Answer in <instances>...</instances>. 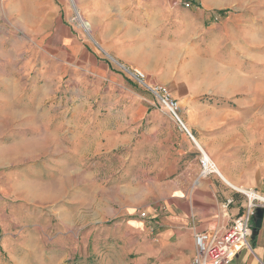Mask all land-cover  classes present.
<instances>
[{"label":"crops","instance_id":"0c3cea01","mask_svg":"<svg viewBox=\"0 0 264 264\" xmlns=\"http://www.w3.org/2000/svg\"><path fill=\"white\" fill-rule=\"evenodd\" d=\"M186 2L191 6L185 8ZM232 2L236 0H77L100 49L145 74L148 85L166 88L180 103V117L192 136L182 132L148 92V97H142L126 89L127 80L108 62L91 65L90 72H100L107 82V95L112 87L115 97L124 98L127 90L134 102L117 105L122 127L132 129L117 143L134 144L123 156L118 173L165 178L162 183L155 179L154 187L143 192L131 185L118 188L122 193L119 215H134L142 200L150 201L145 208L149 226L144 234L155 237L150 250L154 249L152 255L159 263H191L194 234L223 232L245 207L236 187L264 190V73L262 68L254 72L256 60L237 55L239 49H250V41L242 37L230 41V32H251L254 23L251 14L230 12ZM69 30L55 0H0L1 48H13L15 34L23 37L17 46L24 50L42 48L55 36L60 43H76ZM16 65L27 71L34 65L37 72L42 70L39 58L21 57ZM205 95L221 98L227 105H201L198 98ZM30 102L15 106L11 112L12 146L4 161L38 158L44 151L36 153L31 147L34 144L64 143L59 107L46 110L40 101ZM26 113L37 114L40 120L30 122ZM84 128L79 136L85 135ZM142 128L144 132L138 134ZM106 129L97 135L108 136ZM69 135L63 138L69 151L52 155L55 165L62 155L76 162L92 156L91 145L82 143L77 151L74 142L80 138L72 131ZM199 151L214 162L218 176H200ZM76 167L81 169L82 165ZM41 192L44 195L43 189ZM126 222L133 231L139 229L133 226L139 223L135 218ZM249 244L251 249H240L230 264H264V219L260 229H254Z\"/></svg>","mask_w":264,"mask_h":264},{"label":"rangeland","instance_id":"374dc122","mask_svg":"<svg viewBox=\"0 0 264 264\" xmlns=\"http://www.w3.org/2000/svg\"><path fill=\"white\" fill-rule=\"evenodd\" d=\"M55 2L76 43L65 40L60 43L55 36L42 48L24 50L17 46L23 37L15 34L17 37L12 44L17 43L13 48L0 47V264H165L152 255L154 249L150 247L155 237L144 234L149 221L147 216H139L147 211L145 208L150 201L142 200L134 215L118 213L122 198L118 188L131 185L143 192L154 187L155 179H159L156 183H162L165 178L141 173L127 177L123 172L118 173L124 163L123 156L132 151L134 144L117 143V139L132 133L131 128L122 127L117 105L134 102L127 90L124 98L115 97L116 89L112 87L107 95V82L100 72H90L91 65L108 62L112 70L127 80L126 89L142 97L149 94L128 73L137 70L124 66L112 53L100 49V42L90 32L77 0ZM231 4L230 12L251 14L254 23L251 32L243 34L237 29L230 32V41L240 37L250 41V49H239L237 55L256 60L254 72L262 68L264 73V0H236ZM76 10L88 28L80 25ZM219 22L223 26L224 18ZM229 45L231 47V43ZM26 56L29 60L39 58L42 70L37 72L34 65L27 71L16 65ZM32 99L40 101V106L46 110L59 107L64 143L34 144L31 147L36 153L44 151L38 158L4 161L12 146L11 112L16 110L15 106L31 104ZM220 99L205 95L198 101L208 107L226 106L227 102ZM26 115L30 122L40 120L37 114ZM55 115L57 118V113ZM261 115L264 121V113ZM83 126L85 135L79 136ZM118 126L121 128L117 130ZM105 127L110 134L99 137L97 133ZM70 131L81 139L74 142L75 150L82 143L91 145L92 156L87 161L76 162L62 155L59 165H55L52 155L69 151V143L63 138L70 136ZM143 132L144 128L138 134ZM134 135L136 138V133ZM80 165L81 169L76 167ZM132 218L139 222L133 224L139 228L137 231L126 222Z\"/></svg>","mask_w":264,"mask_h":264},{"label":"built area","instance_id":"2783aa9c","mask_svg":"<svg viewBox=\"0 0 264 264\" xmlns=\"http://www.w3.org/2000/svg\"><path fill=\"white\" fill-rule=\"evenodd\" d=\"M70 1L72 2L73 0ZM184 6L188 8L191 3L186 2ZM128 73L137 84L142 86L153 97L156 104L166 112L179 129L192 139L180 117V103L171 97L167 89L162 86L148 85L145 74L140 71H128ZM199 153L200 176H218V170L214 162L202 151H199ZM235 191L245 199L243 211L232 220L223 232L205 231L194 234L195 250L191 264H230L234 261L240 249H251L249 240L253 235L256 210H264V190H239L235 188ZM139 216L145 218L147 214L142 212Z\"/></svg>","mask_w":264,"mask_h":264},{"label":"water","instance_id":"95a60500","mask_svg":"<svg viewBox=\"0 0 264 264\" xmlns=\"http://www.w3.org/2000/svg\"><path fill=\"white\" fill-rule=\"evenodd\" d=\"M263 219H264V210L257 209L254 218V229H260Z\"/></svg>","mask_w":264,"mask_h":264},{"label":"bare ground","instance_id":"6f19581e","mask_svg":"<svg viewBox=\"0 0 264 264\" xmlns=\"http://www.w3.org/2000/svg\"><path fill=\"white\" fill-rule=\"evenodd\" d=\"M74 8H75V6H74ZM75 9H76V8H75ZM76 13H77V20H78V22L80 23V25L83 26V27H85V28H88L86 22L83 21L81 15L77 12V10H76ZM201 150H202V149H201ZM217 169H218V168H217ZM236 188L239 189V190H245V188H242V187H236Z\"/></svg>","mask_w":264,"mask_h":264},{"label":"trees","instance_id":"16d2710c","mask_svg":"<svg viewBox=\"0 0 264 264\" xmlns=\"http://www.w3.org/2000/svg\"><path fill=\"white\" fill-rule=\"evenodd\" d=\"M254 231V230H253Z\"/></svg>","mask_w":264,"mask_h":264}]
</instances>
